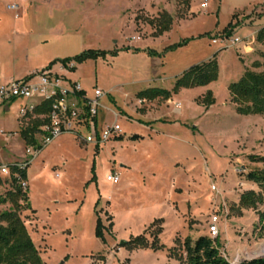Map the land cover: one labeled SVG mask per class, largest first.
Segmentation results:
<instances>
[{
  "label": "rangeland",
  "instance_id": "1",
  "mask_svg": "<svg viewBox=\"0 0 264 264\" xmlns=\"http://www.w3.org/2000/svg\"><path fill=\"white\" fill-rule=\"evenodd\" d=\"M161 12L170 14L171 24L158 32L149 21ZM262 26L264 0H0L1 70L23 79L45 68L39 67L47 58L110 50L96 63L75 64L68 78L88 94L96 84L116 113L112 97L129 108L120 107L117 117L120 138L95 147L63 133L26 166L28 208L20 216L43 264H185L183 240L208 236L213 210L219 216L213 239L229 264L264 258V199L254 209L238 206L242 193L261 192L245 174L264 170L249 158L264 157V116L237 114L227 90L261 61L264 44L248 36ZM228 29L229 39L243 43L222 44ZM243 44L252 51L241 53ZM212 57L216 81L149 102L130 95L171 91L183 72ZM59 66L53 72L61 74ZM135 81L141 82L130 84ZM209 91L213 103L206 105ZM20 103L0 107L5 164L26 157ZM115 173L113 183L107 175ZM0 177L2 195L9 179Z\"/></svg>",
  "mask_w": 264,
  "mask_h": 264
},
{
  "label": "trees",
  "instance_id": "2",
  "mask_svg": "<svg viewBox=\"0 0 264 264\" xmlns=\"http://www.w3.org/2000/svg\"><path fill=\"white\" fill-rule=\"evenodd\" d=\"M149 24L158 32L168 30L171 24V16L167 12H161L156 20H150ZM232 35V29L225 30L223 37ZM255 41L264 44V26L258 29ZM110 50L88 49L81 53L64 59L51 61L46 67H52L59 62L63 66L73 62L82 63L86 60H96L105 58ZM113 53V52H112ZM150 55L154 53L149 52ZM261 61L252 62V69H246L236 80L228 84L227 90L230 100L234 105L235 112L239 115H262L264 116V52L260 54ZM75 66L68 71H74ZM218 77V64L215 57L188 68L176 79L171 91L159 88H147L137 93L138 99L154 100L158 97L167 99L172 93L180 88L206 85L216 81ZM206 105L213 103L211 92H207L204 98ZM48 103H43L36 107L27 121L21 122L19 131L20 137L25 145L37 146L35 133L39 127L46 122V118H39L47 113ZM133 135L131 138H137ZM120 138V137H119ZM250 161L264 164V157L250 156ZM247 181L255 184L261 191H247L240 195L238 206L240 208L254 209L258 203L263 202L264 193V170H252L245 174ZM9 189L0 195V206L8 205V208L0 212V264H43L38 251L34 246L27 232L24 221L20 213L28 208V198L26 186V168L22 169L16 164L10 166ZM2 179L0 177V184ZM100 233V231L98 232ZM142 240V237L132 241L133 245ZM185 264H229L221 255L216 245L215 239L209 235H201L195 240L185 238L181 247ZM182 256V255H181ZM241 264H264V258L244 261Z\"/></svg>",
  "mask_w": 264,
  "mask_h": 264
},
{
  "label": "built area",
  "instance_id": "3",
  "mask_svg": "<svg viewBox=\"0 0 264 264\" xmlns=\"http://www.w3.org/2000/svg\"><path fill=\"white\" fill-rule=\"evenodd\" d=\"M206 4L203 5L205 7ZM9 8L14 9L15 6ZM222 44L230 43L235 46L242 43L240 38H221ZM217 43V40H212ZM75 66L73 62L67 63V66L60 64L61 72L69 70ZM53 67H45L41 70L32 71L31 74L23 79L10 78L5 81L0 79V106L7 105L16 100L26 101L24 105L18 107L17 115L19 122L27 121V118L33 113L36 107L43 103H48L47 113L39 116L46 118L35 133L37 146L26 145L24 153L26 157L23 162L15 163L18 167L24 169L26 166L46 147L54 138L63 133H73L83 143H93L101 145L111 138L120 137V126L113 122L109 126L98 129L96 118L99 109L102 107L100 98L104 95L103 91L95 88L91 98H86L80 84L73 82L64 84L66 81L63 74L53 72ZM86 128L87 134L82 136L80 129ZM2 132H0L1 134ZM29 157V158H28ZM0 162V176L10 177V166ZM107 179L116 183L118 176L116 174L107 175ZM25 186V182L22 183ZM219 216L213 210L208 222V235L213 238L218 233Z\"/></svg>",
  "mask_w": 264,
  "mask_h": 264
},
{
  "label": "crops",
  "instance_id": "4",
  "mask_svg": "<svg viewBox=\"0 0 264 264\" xmlns=\"http://www.w3.org/2000/svg\"><path fill=\"white\" fill-rule=\"evenodd\" d=\"M59 29H60V24H59ZM64 30H65V28L64 27H61V34L64 32ZM258 31V29L256 30V31H254V32H252V33H250L249 34V36H248V39L250 40V41H252V43H257L256 41H255V36H256V32ZM63 37V40L65 39H67V41L65 42V43H68L69 44V42H71L72 41V44H73V38L71 37V36H65V35H63L62 36ZM62 37H60V38H62ZM243 43V42H242ZM214 44H216V43H214ZM239 44H241V43H239ZM238 45V44H237ZM251 50L252 51V48L251 47H247V46H245L244 44L242 45V47H241V53H247L246 51L247 50ZM88 50V49H87ZM81 53V52H80ZM73 56H75V55H72V56H70V55H66V53H64V54H62V55H60V58H55V59H52V58H47L45 61H44V63H42V65H40V69L41 68H43V67H45V66H47L51 61H53V60H58V59H64V58H69V57H73ZM86 61H88V60H86ZM92 61H94L95 63H96V61L97 60H92ZM82 63H85V61L84 62H82ZM77 64V63H76ZM55 66V64L53 65V67ZM5 70H1L0 69V79L2 80V81H5V80H7V79H10V78H13L12 77V75H11V73L10 72H8V71H6V70H8V69H6V68H4ZM75 69H77V67L75 68ZM75 69H74V71H73V73L75 72ZM36 70H39V69H36ZM32 71H35V70H32ZM32 71H29V72H27L26 74H25V76L24 77H26L27 75H28V73H30V72H32ZM71 71H62V72H60L61 74H63L64 76H65V79H66V81H64L63 83L64 84H70V83H73V82H77V80H73V79H70V78H68V75H69V73H70ZM150 82V80H145V82ZM141 81H135V82H130V84H133V83H140ZM143 82V81H142ZM78 83V82H77ZM80 84V83H79ZM117 87H124V85H127V84H122V83H119V84H115ZM80 87H81V89H82V91H83V93H84V95L86 96V98H91L92 97V95H93V90L95 89V88H99V87H97V85L95 84L94 85V87H93V89H92V92L90 93V94H88L86 91H85V89H83V87H82V85L80 84ZM113 87V86H112ZM111 89V88H110ZM101 90V89H100ZM139 91H141V90H137V91H134L132 94H130L131 95V97L133 96H135L136 98H137V93L139 92ZM104 93V92H103ZM105 97V93H104V95L100 98V104H101V108L99 109V111H98V115H97V118H96V126H97V128L98 129H102V128H104L105 126H109L110 124H112L113 122H115V123H117V117H118V115H122L121 114V110L120 109H122V108H120V107H123V108H125V109H127L128 107L126 106V100L124 101L125 102V105H122V106H119L120 104H118V102L117 101H115V99L112 97V98H110L109 99V101L113 104V106L117 109V111H118V113H116L114 110H113V108H111L110 106H108L107 105V101L106 100H104L103 101V99H105L104 98ZM130 97V98H131ZM138 99V98H137ZM138 100H140V101H144V102H149V101H151V100H145V99H138ZM16 101H19V102H21L20 104H19V106H21V105H24L25 103H27L26 101H23V100H16ZM16 101H13V102H11V103H15ZM153 101V100H152ZM10 104V103H9ZM18 106V107H19ZM1 107V106H0ZM6 107V106H5ZM5 107L4 106H2V108L4 109V110H6L5 109ZM129 109V108H128ZM110 115L111 114V116L113 117L112 118V120H107V115ZM144 118H145V116H144ZM17 123H18V125H20V122H19V120H18V115H17ZM118 124V123H117ZM120 129H121V127H120ZM81 130H83V131H85L86 132V134L88 133L87 132V129L86 128H81ZM0 132H2V131H0ZM3 133V132H2ZM15 135V132H10L9 134H8V136L10 137V138H12L13 136ZM116 138H118V137H116ZM115 138V139H116ZM83 143V142H82ZM86 144H90V145H95V147H97L98 145H96V144H93V143H86ZM3 163V162H2ZM116 174V173H115ZM117 176H118V174H116ZM118 181H119V176H118ZM117 181V182H118Z\"/></svg>",
  "mask_w": 264,
  "mask_h": 264
}]
</instances>
